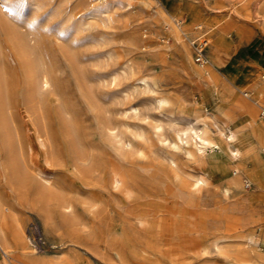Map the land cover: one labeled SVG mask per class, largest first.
I'll return each mask as SVG.
<instances>
[{
	"label": "rangeland",
	"instance_id": "1",
	"mask_svg": "<svg viewBox=\"0 0 264 264\" xmlns=\"http://www.w3.org/2000/svg\"><path fill=\"white\" fill-rule=\"evenodd\" d=\"M181 1L106 0L107 11H94L99 0H0V107L5 105L0 110L6 115L0 111V130L9 120L14 139L6 143L24 165L27 195L36 184L49 182L73 204L79 224L70 234L79 244L66 246L63 254L77 263L223 264L239 249L254 259L264 257V174L255 184L228 186L222 168L236 163L230 150L222 164L205 161L183 132L181 116L199 109L196 98L205 103L207 98L201 79L183 69L188 40L170 32L160 15L170 17L172 5ZM191 1L208 20L227 27L216 40L224 50L216 73L244 83L255 65L264 72V0ZM209 37L190 44L195 65L203 48L198 43ZM43 75L49 85L41 89ZM141 75L149 82L136 85L132 79ZM240 89L236 96L250 101ZM160 94L172 97V107L156 103ZM94 106L102 107L111 128L131 143L128 147L103 140L102 115ZM68 108L81 142L80 158L69 151L58 118L59 109ZM232 115L241 117L239 111ZM223 118L216 112L209 120ZM3 130L0 198L22 212L30 247L37 253L50 250L40 220L27 209L20 211L7 187ZM44 141L49 149L42 147ZM171 160L178 161L175 167ZM4 219L8 231L12 221ZM0 264L27 262L16 249L10 256L0 249Z\"/></svg>",
	"mask_w": 264,
	"mask_h": 264
},
{
	"label": "bare ground",
	"instance_id": "2",
	"mask_svg": "<svg viewBox=\"0 0 264 264\" xmlns=\"http://www.w3.org/2000/svg\"><path fill=\"white\" fill-rule=\"evenodd\" d=\"M108 8L109 5L106 0H99V5L95 8L94 11H99V9L107 11ZM168 14L170 17H165L163 13L160 14L161 17L164 19V26H167L169 31L172 32L177 38H180L183 35L185 37V40H188L187 43L183 41L185 43L183 54L187 61V65L186 67H183V69L187 73L195 74L196 78L198 77L199 79H201V84L204 87V92L207 98V103L201 102L197 98L195 100L193 99L194 103H201L202 105L197 111L185 113L183 116H181L186 122V128L183 130V132L185 131V137L193 140V142L197 145V149L199 152L198 154L204 157L205 161L211 163L222 164L223 158H225L223 157V154L226 152L227 149L230 150V152L232 153L231 158L234 159L236 163L231 166L228 164V167L225 166L222 168V173L228 186L235 188H243L246 184H255L258 180L262 178L264 174V72H260L259 67L255 65L253 70H250L251 72L248 73V75L245 77L244 83H238L236 81L237 79H228L225 74L219 75L218 73H216V70L218 67L221 66L223 61L220 54L222 47H217L216 40L218 38L223 37V35L227 32V27L220 26L219 23L216 21L211 22L210 20H208L206 17H204L203 13H201L198 7L191 0H182L179 3L172 5L170 10L168 11ZM194 33L197 34L193 35ZM207 33L210 34V37L207 39H203L198 43V46H202L204 48L203 53L207 55V61L203 57V54H201V51L203 49L201 48L198 49V52H200V54L202 55L201 62L200 64L195 65L193 63L194 58L192 56V49L190 47V44L192 45L194 43V38L199 39ZM222 52H224V50ZM32 73L34 72L32 71ZM47 75H43L41 77V89L47 88V86L49 85V78ZM148 78L146 76L141 75L133 77L132 80L135 84H142L147 83ZM32 82H34V80ZM240 88H244L241 92L245 95V97L248 96V99L250 101H246L236 96V90H241ZM184 89L186 90V87ZM35 92H37L36 89ZM193 95L194 94H192V96ZM27 100L29 101L30 98ZM98 100L99 99H97V101ZM155 100L156 103L162 108L169 106L172 107L174 103L172 97L170 95L165 94L156 95ZM176 101L181 102V98L177 97ZM32 103L34 104V102ZM4 107H0V109L2 110V108L4 109ZM94 108L98 112L100 118L102 115V119L100 120V128L101 135L104 138L103 140L111 143L117 142L119 143L120 147H128L131 143L127 141L124 137L116 133L113 128H111L109 120H107L103 116L104 111L102 107L94 106ZM176 108H178V106ZM59 110L60 112L58 113L60 117L58 118L60 120V125L63 127L64 136L68 142V149L74 158H80V156L83 154V151L80 147L81 142L78 138V134L75 129V123L69 120V116L72 114V111L69 108L63 110V112H61V109ZM233 111H239L241 113V117H234V115H232ZM216 112L224 116V118L220 120V122H217L215 120H209L210 118L214 117V114ZM3 115H5V113ZM5 116H2L3 119L5 118ZM34 117L36 121L39 118L37 115H35ZM0 120L1 123H4L2 122L3 120L1 119V117ZM5 120L6 118L4 119V121ZM8 123L9 120L5 123L4 128L2 127L1 129H5L3 130L4 132L2 131V133L4 134V136L7 135L8 140L10 139L9 141L6 139V137H3L5 138V141L2 139V143L5 142V151H9L8 156L6 154L8 151L5 153L3 151L2 153L3 155L6 154L2 160L3 168L6 175L7 187L11 192L13 200L18 204L20 211H23V209H27L29 213H34L40 220L43 229L42 231L50 238V243H48L50 246V250L48 249L42 251L41 253H37L38 251L36 252L33 248L30 247L26 238V232L24 229L25 218L22 216V212H15L13 209L14 205L12 207L9 203H4L0 198L1 251L4 253V255L10 256L12 251L16 249L19 252V255L24 258V260H26L27 264H80L74 261L73 258L71 260L70 258L66 257L67 254H63V249L66 246H76L77 244H79L77 242L78 239L75 238L76 235L70 234L74 230L75 224L78 223L76 222V213L74 214L73 204L66 199L65 192L62 189H60L59 187L51 186L49 182L40 183V185L36 184L37 186H35L32 190V195H27L25 187H23L22 185L23 178L21 174L23 173L24 167L22 168V166L24 165H22L23 163H21V166L19 160H17L18 158L15 157V155L12 156L13 154H10V151H13V149H9L10 143H6L14 139L12 136V139L9 136L12 133V128L8 129L9 127H7L8 125H6ZM40 128L43 129L42 126H40ZM5 131H8V134H5ZM2 133L1 137L3 136ZM40 133L41 135L44 134V132L43 134L42 132ZM175 134L178 139H181V136L178 132H175ZM12 144L14 145L15 143ZM51 146L52 145H50V147ZM42 147H49H47L46 141L42 142ZM6 148L8 149L6 150ZM174 160H171V164H173L175 167L178 161L176 160L177 162H175ZM246 164H250L251 167L249 168V170H245ZM117 172L119 173V171ZM202 181L205 180H203L202 178ZM5 217H9L12 221L11 227L8 231L5 230V226L3 227V220H5ZM62 228L63 230H61ZM91 239H98V236H93L91 237ZM214 245L215 248L218 247L217 242H215ZM223 264H264V257L254 259L243 249H239L236 251L234 258L228 259L227 256H225V262Z\"/></svg>",
	"mask_w": 264,
	"mask_h": 264
},
{
	"label": "built area",
	"instance_id": "3",
	"mask_svg": "<svg viewBox=\"0 0 264 264\" xmlns=\"http://www.w3.org/2000/svg\"><path fill=\"white\" fill-rule=\"evenodd\" d=\"M201 58H202V55H201V54H198L197 59H198V60H201ZM33 241H34V240H33Z\"/></svg>",
	"mask_w": 264,
	"mask_h": 264
},
{
	"label": "crops",
	"instance_id": "4",
	"mask_svg": "<svg viewBox=\"0 0 264 264\" xmlns=\"http://www.w3.org/2000/svg\"><path fill=\"white\" fill-rule=\"evenodd\" d=\"M252 57H254V58H255V57H256V55H253Z\"/></svg>",
	"mask_w": 264,
	"mask_h": 264
}]
</instances>
